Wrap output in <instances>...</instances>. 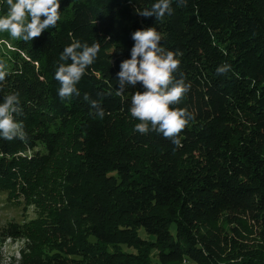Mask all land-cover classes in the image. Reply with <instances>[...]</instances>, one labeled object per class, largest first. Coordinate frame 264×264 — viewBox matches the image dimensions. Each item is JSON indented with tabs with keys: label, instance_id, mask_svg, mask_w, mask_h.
<instances>
[{
	"label": "trees",
	"instance_id": "1",
	"mask_svg": "<svg viewBox=\"0 0 264 264\" xmlns=\"http://www.w3.org/2000/svg\"><path fill=\"white\" fill-rule=\"evenodd\" d=\"M152 3L61 0L69 11L55 27L14 40L0 100L19 94L26 135L0 138V192L40 197L45 216L5 264H152L153 251L157 264H264V0H173L159 21L138 12ZM153 26L179 53L173 83L190 84L175 105L191 115L179 145L135 130L129 109L142 84L116 95L132 33ZM74 40L100 51L79 95L62 99L55 71ZM22 228L0 232L17 238Z\"/></svg>",
	"mask_w": 264,
	"mask_h": 264
},
{
	"label": "clouds",
	"instance_id": "2",
	"mask_svg": "<svg viewBox=\"0 0 264 264\" xmlns=\"http://www.w3.org/2000/svg\"><path fill=\"white\" fill-rule=\"evenodd\" d=\"M61 0H5L6 14L0 15V32L7 31L11 37L24 41L33 40L60 20ZM173 0H153L150 8L138 10L143 16H155L163 20L173 11ZM134 45L130 58L121 61L117 75L116 95H121L128 87L142 84L143 91H136L131 96L130 113L139 122L134 125L141 134L157 132L171 138L174 144H180L179 134L189 123L190 113L186 109L177 108L190 84L183 80L173 83L174 72L180 64L179 53L167 50L162 43V33L156 27L136 30L132 33ZM100 51L99 43H82L74 40L64 47L60 53L61 63L55 71V79L59 82L58 95L70 98L79 95L78 83L87 74ZM230 65L217 68L225 72ZM6 73L0 70V81ZM94 114L103 117L104 110L94 99H89ZM21 112L18 93H11L0 100V138L13 140L24 139L25 131L22 122L16 117Z\"/></svg>",
	"mask_w": 264,
	"mask_h": 264
},
{
	"label": "rangeland",
	"instance_id": "3",
	"mask_svg": "<svg viewBox=\"0 0 264 264\" xmlns=\"http://www.w3.org/2000/svg\"><path fill=\"white\" fill-rule=\"evenodd\" d=\"M59 11L61 17L64 16L69 9L61 8ZM0 15L3 14L0 13ZM16 39L17 38L11 37L7 31L0 32V65L5 68L9 66L11 59V52L9 50L14 49L13 42ZM9 52L10 57H8ZM34 197L35 196H33V198ZM39 198L37 197L34 201H32V199L26 201L25 194L21 190H19V193L17 191L0 192V231L2 227L7 226V223L13 221H18L20 225L23 226L21 229V236L17 238L3 236L2 232H0L1 236L4 237L0 236V264L10 263L15 259H19L29 247L30 243H32L31 236L37 237L36 233L39 231L41 223V221L39 223L38 220L45 216V204L38 201L37 199ZM57 206L59 207V204H57ZM220 223L224 225L225 229L231 227V224L226 220L225 214L220 219ZM250 227L255 230L254 234H250V237L254 238L256 235V228L252 223H250ZM240 230L245 231L243 228H240ZM245 242L247 244L254 242V239L252 242L249 239V233L246 236ZM39 251L41 250H38V252ZM46 252H48L47 249L43 251V253ZM152 264H157L156 251L152 252Z\"/></svg>",
	"mask_w": 264,
	"mask_h": 264
}]
</instances>
